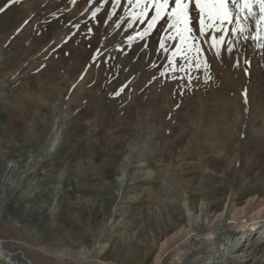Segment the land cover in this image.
I'll list each match as a JSON object with an SVG mask.
<instances>
[{"label": "rangeland", "instance_id": "obj_1", "mask_svg": "<svg viewBox=\"0 0 264 264\" xmlns=\"http://www.w3.org/2000/svg\"><path fill=\"white\" fill-rule=\"evenodd\" d=\"M78 1L4 9L15 15L0 23V264H27L18 250L36 264H153L161 243L183 228L189 234L161 264H264V226L207 229L232 193L240 191L241 203L264 197V157H256L264 49L236 41L246 46L228 52L231 77L214 60L207 73L172 72L155 44L138 57L125 48L122 24L145 27L126 14L127 0L114 15L112 0ZM56 18L67 20L65 32L35 44L41 23ZM83 30L92 36L82 40ZM243 34L238 40L250 30ZM32 246L84 257L56 261Z\"/></svg>", "mask_w": 264, "mask_h": 264}, {"label": "snow or ice", "instance_id": "obj_2", "mask_svg": "<svg viewBox=\"0 0 264 264\" xmlns=\"http://www.w3.org/2000/svg\"><path fill=\"white\" fill-rule=\"evenodd\" d=\"M72 2L75 3V0ZM92 2L93 0H88L89 4ZM18 3L20 0H8V4L0 7V12H3L9 4ZM112 3L114 5L112 14H115V7L120 5L121 0H112ZM127 4L131 7L127 9L126 14L131 17L132 21L139 20L141 24H147L144 32L140 34L141 39L147 37L153 29L157 28V25L160 30L169 33L160 37L158 51L168 52L166 41L178 39L179 42L168 57L172 72H188L194 67L196 70L203 68L207 73L210 68L205 50L198 41L197 35L194 34L196 27L193 24L194 20L198 21L199 37L205 36L209 31L212 32L210 42L205 41V43L208 44L209 49L214 50V56L218 59L221 57V46L225 43V37L229 31L226 24H231L235 19L237 26L231 28L232 34L242 35L251 29L250 23L241 22V13H243V21L255 22L254 34L250 32L249 36H245L244 39L256 41L255 47L264 49V0H127ZM192 5L194 7L190 10ZM254 8H258V13L254 11ZM98 11L97 8L92 12L93 18L96 17ZM150 12L152 14L149 18ZM109 18H111V14ZM89 31L92 30L89 29ZM216 33L224 34L217 36ZM128 39L133 38L129 37ZM227 43V52L232 53V42L228 41ZM177 57H181L186 63L178 65ZM163 74L162 72L161 75ZM190 81L191 76H189ZM123 91L122 87L115 95L119 96Z\"/></svg>", "mask_w": 264, "mask_h": 264}, {"label": "bare ground", "instance_id": "obj_3", "mask_svg": "<svg viewBox=\"0 0 264 264\" xmlns=\"http://www.w3.org/2000/svg\"><path fill=\"white\" fill-rule=\"evenodd\" d=\"M77 2H80V1H78V0H75V3L74 4H76V8L78 7L77 6ZM71 3H73V2H70L69 4L72 6V4ZM64 5L66 4V2L65 3H63ZM62 4V5H63ZM73 4V5H74ZM69 5V6H70ZM51 6H53V5H51ZM65 6H67V5H65ZM68 6V7H69ZM58 7V6H57ZM62 7V6H61ZM192 7H194V5H192V6H190V10H191V8ZM55 9H56V6H55ZM63 9V8H62ZM61 9H58V12L60 11ZM254 11H257V13H258V8H254ZM56 13V12H55ZM15 15V12L14 11H12V10H4L3 12H0V23L1 22H4V25L7 23V22H9V18L12 16V15ZM151 12H150V15H149V18H150V16H151ZM234 14H235V10H234ZM58 15V14H57ZM114 15V14H113ZM240 16H243V13H241L240 14ZM29 17L30 16H28V19H29ZM31 18H32V16H31ZM30 18V19H31ZM128 18V17H127ZM103 21H105V20H107V18L106 17H103V19H102ZM32 21V20H31ZM138 21V24H141L140 22H139V20H137ZM66 22H67V20H63V19H61V18H56L55 20H52V22H50V23H44V24H42L41 23V30H42V33H41V35L39 36V38L37 39V43H35V44H39V42H40V40H42V39H47L48 37H50L51 35H54L55 33H57V32H65V28H64V24H66ZM241 22L243 23V21L241 20ZM121 23V21L120 20H116V23L115 24H120ZM193 24L194 25H196V27L194 28V34H196L197 35V38H198V41L201 43V46H202V48H204V49H206L205 50V56L207 57V59L208 60H214V62H215V64H216V66L217 67H221V65H223V66H226V69H228L229 70V74H230V77H231V72H230V70L232 69V67H231V60H230V56H229V53L226 51V49H227V47H228V41H231L232 39H234L235 40V43H237L236 41H239L240 42V40L244 43V38L242 37V38H239V40H238V37H237V34H232L231 33V28H233V27H236L237 25H236V22H235V19H233V22L231 23V24H226V27L228 28V34L226 35V37H225V43L221 46V57L218 59V58H216L215 56H214V50L213 49H209L208 48V44L207 43H205V41H208V42H210V40H211V35H212V32L211 31H209L208 33H206L205 34V36H203V37H199V35H198V21H193ZM123 26H125V25H131V27H128V33H129V37H132L133 39H131V40H127V41H130V45H129V47L127 48V47H125L126 49H137L136 51H134V56L135 57H138L139 55H142L143 54V49H152V47L150 46V44H155V47H154V49H158L159 48V39H160V37L161 36H165V35H168L169 33H165V32H163L162 30H160L159 29V25H157V28L156 29H153L152 30V32L147 36V37H145L144 39H141L140 38V34L141 33H143L144 32V30H145V28L147 27V24L145 23V27L144 26H139V25H136V24H134L133 22H128V23H126V24H122ZM1 27V26H0ZM3 28V27H2ZM11 28V27H10ZM89 29H91V26H89L88 27V30ZM79 30H82V29H79ZM77 31V30H76ZM83 34H84V37H83V39L82 40H85V39H87L88 37H90V36H92V34L91 33H89V32H86L85 33V30H83ZM155 32H158L159 33V37L157 38V39H153V40H151L150 39V35H153ZM169 32H171V30H169ZM250 32L252 33V34H254V32H255V22L253 21V25H252V27H251V29H250ZM76 33V32H75ZM71 34V33H70ZM76 34H79V33H76ZM82 34V35H83ZM222 34H224V33H216V35L217 36H219V35H222ZM81 35V34H80ZM244 34H242L241 36H243ZM240 36V37H241ZM74 37V36H73ZM72 37V38H73ZM125 38V39H127V38H129L128 36H126L125 34H123L122 35V38ZM72 38H71V40H72ZM76 38H78V36L76 35ZM80 39V38H79ZM79 40V41H82V40ZM71 40H68V43L71 45V44H73V41H71ZM179 41H178V39L177 40H175V42L173 43L172 42V40H169V41H166V46L169 48V51L168 52H164L166 55H165V57H164V60H163V58H162V50H159L158 51V53H159V55H160V59L161 60H163V64H165V65H168L170 68H171V65H169V63L168 64H166V62L168 61V57L171 55V52H172V50H173V48L175 47V45L178 43ZM134 43H137V48H136V46H135V44ZM17 44V43H16ZM237 44H239V43H237ZM127 45V44H126ZM125 45V46H126ZM127 45V46H128ZM145 45H146V48H144L145 47ZM232 46V45H231ZM244 46V45H243ZM242 46V47H243ZM246 46V45H245ZM244 46V47H245ZM241 47V44H239V45H235L234 44V47L232 46V49H243ZM92 49H94V47L92 48ZM245 49H251V48H245ZM260 51H261V49H260ZM259 51V52H260ZM259 52L258 53H256V54H259ZM245 55H240V59L242 58V57H244ZM177 59V64L179 65V64H182V63H186L185 61H183L182 59H181V57H177L176 58ZM236 63V62H235ZM257 65V67L259 68V69H262V67H261V65L260 64H256ZM251 66V65H250ZM252 67V66H251ZM218 69V68H217ZM216 69V70H217ZM190 71H192L193 73L191 74V75H193V74H198V71L199 70H196L194 67L190 70ZM187 73V72H186ZM190 73V72H189ZM183 74V73H182ZM183 77V76H182ZM186 78H187V74H186ZM185 82H187V81H185ZM184 84V83H183ZM250 84H251V82H250ZM183 86V85H182ZM258 86L260 87L261 86V84H258ZM252 87V86H251ZM259 87H257V88H255V90H253L252 89V91H257V90H260L259 89ZM233 104V103H232ZM228 105H231L230 103L228 104ZM227 105V106H228ZM233 106V108H234V104L232 105ZM231 107V106H230ZM229 107V108H230ZM232 108V107H231ZM256 108H258V105H256ZM227 113H229V112H227ZM227 116V118H228V115H226ZM226 118V117H225ZM234 124H237V121L236 120H234V122H233ZM207 124V123H206ZM238 125V124H237ZM239 126V125H238ZM208 129V128H207ZM198 131V130H197ZM201 131V130H200ZM200 131H199V133H200ZM209 131V130H208ZM207 132V131H206ZM203 134V133H202ZM195 136V135H194ZM190 137V136H189ZM199 137H200V135H199ZM192 138V137H191ZM234 138V137H233ZM195 139H196V137H195ZM55 140V136H53L48 142H47V144H46V148L48 147H50L52 144H51V142L52 141H54ZM234 140V139H233ZM230 141H232V140H230ZM195 141H193L192 143H194ZM197 142V141H196ZM200 142V141H199ZM190 143V142H189ZM201 143V142H200ZM228 143V142H227ZM257 144H259V147H258V149L260 150V152L258 153V151H257V149H256V157H264V141H258L257 142ZM195 145V144H194ZM192 146V145H191ZM225 146V145H224ZM248 147V146H247ZM229 148V147H228ZM231 148V147H230ZM233 148V147H232ZM220 149H222V148H220ZM223 149H224V147H223ZM239 149V148H238ZM229 153H227L226 151V155L227 156H229L230 155V151L229 150H227ZM221 153V152H220ZM236 153H237V151H236ZM252 153H253V151H252ZM261 156H260V155ZM237 155V154H236ZM253 155H254V153H253ZM219 156V155H218ZM223 156V155H222ZM226 156V157H227ZM222 158V157H221ZM232 158V157H231ZM216 159H219V158H217L216 157ZM224 159H226V158H224ZM220 160H222V159H220ZM230 160V159H229ZM235 160V159H234ZM254 160V159H253ZM232 161V160H231ZM229 162V161H228ZM227 162V163H228ZM234 162V161H233ZM232 163V162H231ZM254 163H255V161H254ZM206 164V163H205ZM229 164H230V162H229ZM219 165V164H218ZM226 165V164H225ZM254 166H255V164H254ZM226 168H227V165H226ZM238 193H240V191H238L236 194H233L232 193V195H230L229 197H228V199L227 200H225V202H224V204H223V208H222V210H220L219 212H217L216 214H215V220H214V222L211 224V225H208L207 227V229H208V231L210 232V230L209 229H211V227L213 226V225H216V224H221V223H225V222H227V228L228 229H230V230H241V228H243V227H245L246 226V228H257L258 226H264V197H261V196H259V195H257V194H254V195H251V194H247V196H246V199L244 200V202L243 203H241V202H238L239 200H240V198H238L239 197V195H238ZM235 195H237L236 197H235ZM210 212V211H209ZM209 214H207L206 213V219L208 220V222L210 221V219H209ZM192 224H194V225H192L191 226V228H192V230H194V229H197V228H199L198 226H197V221H196V219H192ZM210 226V227H209ZM245 228V229H246ZM189 234V230H185V228H183L181 231H179V229L172 235V236H170V237H168L167 239H165V241L163 242V243H161V246H160V249H159V252L156 254V256H155V259H154V262H153V264H161L162 263V261H163V259H164V257L166 256V254L168 253V252H170V251H174V249L176 248V247H178L179 246V244H180V242H182L183 240H184V238L187 236ZM210 235V234H209ZM263 237V236H262ZM262 238H259L258 240H261ZM0 241H2V240H0ZM264 241V239L262 240V242ZM17 243H22V242H17ZM1 244H2V242H1ZM264 244V243H263ZM97 245H98V243H97ZM96 245H94V247H92V249L90 250V253H92V252H94L96 249L98 250L99 248H101L99 245L97 246V247H95ZM1 248L3 247L2 245L0 246ZM33 247V250L34 251H37V252H41V254H44L45 255V257L46 256H48V257H52V258H54L56 261H61V260H63V259H65L66 257H69L70 255V257H71V259H73V260H77V259H79L80 257H84V256H81L82 254L81 253H71V252H68V253H64V254H59V253H56V252H52V251H47V250H44V249H41L40 247H37V246H32ZM4 249V248H3ZM2 249V250H3ZM96 250V252H99V251H97ZM263 250H264V246H263ZM5 253H7L5 256H8V257H10V256H12L13 254H14V252H11V251H8V250H6L5 251V249L3 250ZM20 252L23 254V256L26 258V256H25V253H24V251H22V250H20ZM19 252V253H20ZM20 253V254H21ZM64 256H66V257H64ZM5 259V258H4ZM26 259H28V258H26ZM9 260V259H8ZM29 261H30V263L31 264H36V263H34L32 260H30V259H28ZM10 261V260H9ZM92 264H106V263H104V262H102L101 260H99L98 258H93V261H90ZM109 264V263H108Z\"/></svg>", "mask_w": 264, "mask_h": 264}, {"label": "water", "instance_id": "obj_4", "mask_svg": "<svg viewBox=\"0 0 264 264\" xmlns=\"http://www.w3.org/2000/svg\"><path fill=\"white\" fill-rule=\"evenodd\" d=\"M0 246H1V241H0ZM17 252H20V250H18ZM21 253V252H20ZM21 257H22V259L27 263V264H31L30 263V261L28 260V259H26L24 256H23V254L21 253ZM88 260V259H87ZM86 260V261H87ZM107 264V263H106Z\"/></svg>", "mask_w": 264, "mask_h": 264}]
</instances>
